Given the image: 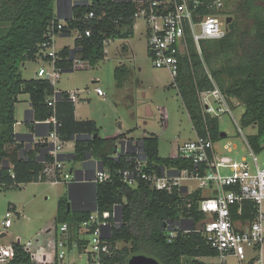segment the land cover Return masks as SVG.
Here are the masks:
<instances>
[{"label":"trees","instance_id":"trees-1","mask_svg":"<svg viewBox=\"0 0 264 264\" xmlns=\"http://www.w3.org/2000/svg\"><path fill=\"white\" fill-rule=\"evenodd\" d=\"M57 0H0V25L6 30L0 35V185L15 186L39 181L45 162L53 157L47 153L45 161L39 160L41 148L51 147L50 142L41 143L22 155L24 143L18 141L16 133V105L20 95L29 96L36 121H46L53 113L49 100L57 94L56 116L61 124L59 136L64 142L75 141L73 160L84 162L89 156L99 160L112 177L96 187L98 210L121 209L122 224L113 228L112 244L124 242L132 247L114 249V256L105 261L109 264H128L135 255H147L161 264H185L194 259V264H205L199 258L217 257L218 252L209 245L196 228L189 232L176 229L171 237V228L182 219H192L197 225L204 218L198 208L202 191L196 190L186 196L175 188L168 192L153 188L144 179L130 186L123 179L122 171L134 168L135 160L128 161L129 154L114 157L117 142L100 136L97 123L93 120H78L76 104L66 92H57L56 87L42 79H25L22 65L42 58V51L51 47L56 35L69 36L72 31L82 33L75 39V48L64 47L58 51L56 67L61 71L72 70L75 60L97 65L106 57V43L127 40L135 36L137 4L128 0L82 1L74 7L72 16L58 27ZM200 12L204 15L217 14L207 5L214 0H203ZM253 20L252 35L238 32L235 23L227 26L226 37L221 40L202 42V56L193 40H189V53L180 56L179 75L175 79L184 105L190 115L194 129L199 135L207 134V126L215 141L221 140L220 121L217 117H204L199 93L219 87L230 102L235 99L245 106L241 123L244 128L256 127L257 133L249 141L258 153L264 146V8L253 1L245 3ZM94 13V17L85 16ZM91 32L90 36L86 31ZM127 45L122 50L127 51ZM149 54V53H148ZM238 63H233V57ZM150 56V55H149ZM44 60L50 61V57ZM50 63V62H49ZM42 68V67H41ZM132 76V69L125 63L115 68L117 87L123 88ZM53 129L52 125H48ZM159 138L148 135L143 138L144 155L148 162L147 172L163 174L166 169L195 170L192 162L177 158H161ZM117 154V153H116ZM9 164V166H8ZM187 199V200H186ZM69 198L59 200L54 219L55 227L45 230L48 234L42 244L41 260L36 262L24 249L14 243V257L6 264H57L56 240L59 225L68 223L72 237L78 234L80 225L87 221L91 212H75L68 207ZM246 203V207H250ZM167 224V225H166ZM53 232V237L50 234Z\"/></svg>","mask_w":264,"mask_h":264},{"label":"built area","instance_id":"built-area-1","mask_svg":"<svg viewBox=\"0 0 264 264\" xmlns=\"http://www.w3.org/2000/svg\"><path fill=\"white\" fill-rule=\"evenodd\" d=\"M137 4V19L142 17L145 21V37L149 57L156 68H166L175 80L179 75L180 56L189 53V40H193L199 54L202 56V42L221 40L228 32L226 18L222 16V0H214L207 5L217 14L204 15L200 12L204 5L203 0H128ZM94 17V13L85 16V19ZM63 28V23L58 27ZM136 28V26H135ZM90 36L91 32L86 31ZM78 32L76 38H81ZM106 43V48L109 43ZM54 44V43H53ZM47 47L42 51V58L50 57V67H42L38 72V78L49 81L56 87L61 78V70L56 67L59 59L58 50ZM75 60V64L79 63ZM99 96H106L101 87L94 89ZM89 91L68 93L69 99L76 104L81 94ZM57 93V92H56ZM200 103L204 117H220L228 114L236 122L239 133L244 136V142L248 153L239 154L231 158L220 156L217 151L218 141H215L207 126V134L199 135L196 130V138L180 145L177 158L192 162L195 170L164 169L159 175L155 171L147 172L148 166L144 151L141 149L132 169L122 171L123 179L130 186H136L139 179L149 182L153 188L174 191L177 187L184 194H191L196 190L202 191V197L198 202L199 210L204 214L201 222L195 225L197 232L201 233L206 242L218 252L217 264H264V160L261 153L252 147L249 136L243 132V126L239 125L234 116V108L239 102L228 99L227 95L217 86L213 90L199 93ZM57 94L49 100L52 115L45 121L52 125L47 139L52 144L50 155L53 160L45 162V167L39 177V181H49L53 184L68 183L74 181L75 176L66 170V162L63 161L64 141L59 136V123L56 116ZM227 151H236V148L224 147ZM112 177L108 169L95 171L94 178L90 181L96 186L110 180ZM196 179L200 182L197 189L190 191V186L184 183L187 179ZM187 188V192L184 191ZM205 188L211 189L209 196L203 195ZM249 203L250 207H246ZM14 214L8 211L4 220L5 229L13 225ZM121 209L116 206L113 211L92 212L89 219L80 225L78 234L72 237L70 225H59L57 247V264H109L114 256L115 248L111 242L113 228L122 224ZM192 219H182L171 228V237L177 235L176 229L190 228ZM191 231V230H190ZM6 233H2L1 235ZM89 235V239L86 237ZM4 236V237H5ZM1 237V236H0ZM3 238V237H1ZM14 243L21 244V240L12 245L0 243V264H6L14 257ZM23 245V244H22ZM42 245L37 242L24 244L33 260L40 262ZM77 252L80 262H66L69 254ZM85 256V258H84ZM119 264V263H117Z\"/></svg>","mask_w":264,"mask_h":264},{"label":"rangeland","instance_id":"rangeland-1","mask_svg":"<svg viewBox=\"0 0 264 264\" xmlns=\"http://www.w3.org/2000/svg\"><path fill=\"white\" fill-rule=\"evenodd\" d=\"M222 1V16L226 20L232 18V23H235L238 32L250 37L254 22L245 5L250 0ZM251 1L264 8V0ZM6 29V26L0 25V35ZM77 34V31H72L69 36L56 35L51 49L59 51L64 47L73 46ZM124 45H128L129 51L126 55L122 52ZM233 59V63L237 64L236 55ZM120 62L132 64V76L123 88L117 87L115 78V68ZM74 65L73 72H61L56 92L59 90L66 93L89 91L81 94L76 102V116L79 120L95 121L102 138L114 139L119 134H125L138 140L144 136L156 135L159 138L161 158L177 155L180 145L196 138L190 115L170 71L166 68H156L149 57L145 37V21L142 17L137 19L135 36L131 39L115 40L109 43L105 59L97 65H90L89 62L82 60ZM41 67L49 68L50 64L43 59L25 63L24 66L22 65L23 77L25 79L37 78L38 70ZM96 87H101L106 92V96H98L94 91ZM20 96H25V94ZM20 100L22 101V99ZM21 101L17 106L19 121L25 120V110L29 106L28 103ZM22 112L24 113L23 119H20ZM244 113L245 106L239 105L234 108V116L239 125H242L241 120ZM219 121L221 130L228 134L226 138H221L217 143L219 155L234 158L238 153L247 154L248 149L244 142V136L239 133L237 124L231 116L224 114ZM242 128L246 136L257 133L256 127ZM68 145H70L68 142H64V148ZM227 145L230 148L237 147V150L227 151L224 148ZM261 158L264 160V149ZM65 164L68 171L72 168L75 171L81 168V162L67 160ZM184 183L190 186V191L197 189L200 184L198 180L191 178L184 180ZM62 187V185L49 181H37L15 186L0 185V236L2 233L7 234L3 238L0 237V243L12 245L13 242L20 239L23 245L37 241L42 245L48 237L44 231L55 227L54 219L59 200L63 195ZM210 194V188L203 190L204 196ZM8 211L14 214L13 225L10 229H5L4 220ZM49 237H53V232ZM86 237L89 239V235ZM118 247L130 249L132 245L119 242ZM79 258L80 255L73 252L67 256L65 261L80 262ZM198 261L205 264L207 262L217 264L218 262L217 259L209 257L205 260L199 258ZM185 264H194V259H187Z\"/></svg>","mask_w":264,"mask_h":264},{"label":"crops","instance_id":"crops-1","mask_svg":"<svg viewBox=\"0 0 264 264\" xmlns=\"http://www.w3.org/2000/svg\"><path fill=\"white\" fill-rule=\"evenodd\" d=\"M58 1V2H57ZM56 1V13L58 16V19L61 23H66L67 19H69L72 14L74 7L77 6V3H80L82 1H90V0H57ZM121 1V0H120ZM69 46V45H68ZM128 46V45H127ZM71 49L75 48V44L73 46H70ZM127 51L122 52L126 55ZM77 58L79 56H76ZM125 63L129 65L132 69V64L129 62H120ZM75 67V65H73ZM74 67L72 70H66L64 72H73ZM117 67V66H116ZM39 71V70H38ZM37 75V73H36ZM32 79V78H31ZM38 79V75L37 78ZM57 91V90H56ZM58 92H63L59 90ZM99 96V95H98ZM105 97V96H100ZM19 99H22V101L29 104L26 108V118L23 121H19V116L17 112V106L16 105V119L18 123L16 124V133L18 134V141L21 143H24V150L22 151V155L25 156L26 153L32 149L35 148V146H39L41 143L50 142L47 139L48 133L51 130V128L48 126V124L45 123V121H36L35 114L33 111L32 103L30 101V98L28 95L25 94V96H20ZM21 101V100H20ZM21 101V102H22ZM28 109V110H27ZM23 113V112H22ZM24 113L20 116V119H23ZM77 118V116H76ZM79 120V118H77ZM120 135V134H119ZM124 138H120L117 142V148L118 153L114 154V157H118L120 155L129 154L130 157L128 161L136 160L139 153L141 152V142H143V138H139L138 140H134L130 138L129 136H126L125 134ZM118 136V135H117ZM68 146L64 148V153L61 156L63 161H67V158H73L76 148V142L71 141L68 142ZM48 147H42L39 153V157L41 156L42 152L47 151ZM123 151V152H122ZM122 152V153H121ZM50 154V152H49ZM46 157V154H45ZM39 160H42V158H39ZM99 167V169H106L104 165L97 159L89 156L84 162H81V168L77 171L72 168L69 171L73 170V173H75V179L74 181L68 182V183H60L58 185H62L63 189V196H69L68 198H72L74 201V210L75 212H87L95 208L96 206V185L90 182L94 176L95 171ZM77 179V180H76ZM66 188L68 189V192L66 193ZM65 189V191H64ZM60 198V199H61ZM208 257L201 258L202 260H205ZM211 259H217L216 257H209ZM207 264H215L214 262H207Z\"/></svg>","mask_w":264,"mask_h":264},{"label":"water","instance_id":"water-1","mask_svg":"<svg viewBox=\"0 0 264 264\" xmlns=\"http://www.w3.org/2000/svg\"><path fill=\"white\" fill-rule=\"evenodd\" d=\"M58 2V1H57ZM80 5L79 3H77V6ZM68 20V19H67ZM232 23V18H227L226 20V24L227 26L230 25ZM228 136V134L226 132H222L221 133V138H226ZM54 148L53 146L48 148L47 151H43L41 156L39 158H42L43 161H45L46 157H45V154L49 153L50 151H52ZM141 149L144 151V147H143V142H141ZM123 152V151H122ZM121 152V153H122ZM116 153H118V148L116 149ZM9 166V164H8ZM73 172V170L71 171ZM77 180V179H76ZM184 191L187 192V188H184ZM68 207L71 211L74 210V201L72 200L71 196L69 198V204H68ZM98 210V206H97V202H96V206L94 209L90 210L89 212H96ZM167 225V224H166ZM195 229V222L194 220H192V225L190 228H183V230L185 231H192ZM5 234L1 235V237H4ZM128 264H161L157 259L153 258V257H150V256H147V255H135L133 257L130 258Z\"/></svg>","mask_w":264,"mask_h":264}]
</instances>
